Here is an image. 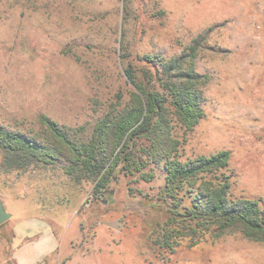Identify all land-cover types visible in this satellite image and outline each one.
<instances>
[{"label": "rangeland", "instance_id": "374dc122", "mask_svg": "<svg viewBox=\"0 0 264 264\" xmlns=\"http://www.w3.org/2000/svg\"><path fill=\"white\" fill-rule=\"evenodd\" d=\"M196 38L195 66L210 76L206 114L188 133L176 123L180 158L229 150L233 194L264 198V0H0V123L37 135L45 114L89 138L130 98L126 69L166 92L141 55L172 58ZM146 139L135 149L145 161ZM2 162L0 154V199L13 216L0 225V264H13L5 258L15 226L48 221L62 236L59 264H264V242L241 233L186 240L173 253L158 248L171 216L163 164H147L150 181L119 166L95 194V181L71 179L64 162L27 172Z\"/></svg>", "mask_w": 264, "mask_h": 264}, {"label": "trees", "instance_id": "16d2710c", "mask_svg": "<svg viewBox=\"0 0 264 264\" xmlns=\"http://www.w3.org/2000/svg\"><path fill=\"white\" fill-rule=\"evenodd\" d=\"M198 38L180 55L167 58L144 54L141 59L156 67L157 78L166 92L148 90L136 80L132 66L126 69L133 85L130 98L112 107L94 125L89 138L77 137L57 121L40 116L45 126L37 135L12 130L0 123V154L6 169L30 171L36 166L64 162L65 173L77 182L95 181L94 193L107 191L122 167L126 175L140 172L144 180L155 177L145 171L149 162L167 170L161 200H170V219L154 243L167 252L188 240L189 246L201 240L217 239L233 233L264 242V198L235 196L234 174H227L231 152L221 149L209 156L180 158L181 141L174 134L176 123L193 131L205 116V87L210 80L195 66ZM149 142L146 161L136 153V139ZM185 200L189 204L184 205Z\"/></svg>", "mask_w": 264, "mask_h": 264}, {"label": "crops", "instance_id": "0c3cea01", "mask_svg": "<svg viewBox=\"0 0 264 264\" xmlns=\"http://www.w3.org/2000/svg\"><path fill=\"white\" fill-rule=\"evenodd\" d=\"M13 230L16 248L5 261L9 259L13 264H59L60 257L64 255L60 251L62 236L49 221L32 222V226L21 227L20 230L15 226Z\"/></svg>", "mask_w": 264, "mask_h": 264}, {"label": "water", "instance_id": "95a60500", "mask_svg": "<svg viewBox=\"0 0 264 264\" xmlns=\"http://www.w3.org/2000/svg\"><path fill=\"white\" fill-rule=\"evenodd\" d=\"M12 216L13 214L6 209L3 201L0 199V225L8 221Z\"/></svg>", "mask_w": 264, "mask_h": 264}]
</instances>
